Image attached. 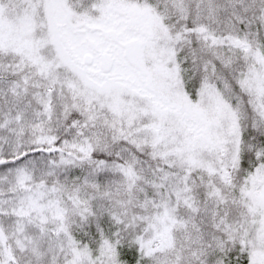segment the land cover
Here are the masks:
<instances>
[{
  "label": "snow or ice",
  "instance_id": "6c2138e0",
  "mask_svg": "<svg viewBox=\"0 0 264 264\" xmlns=\"http://www.w3.org/2000/svg\"><path fill=\"white\" fill-rule=\"evenodd\" d=\"M0 264H264V0H0Z\"/></svg>",
  "mask_w": 264,
  "mask_h": 264
}]
</instances>
